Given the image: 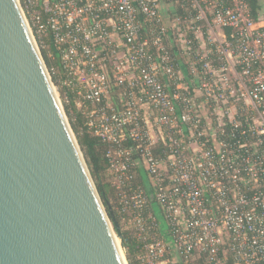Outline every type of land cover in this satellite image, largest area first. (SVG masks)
I'll return each instance as SVG.
<instances>
[{"label":"built area","instance_id":"built-area-1","mask_svg":"<svg viewBox=\"0 0 264 264\" xmlns=\"http://www.w3.org/2000/svg\"><path fill=\"white\" fill-rule=\"evenodd\" d=\"M165 1L16 0L60 105L107 145L135 263L264 264V27L247 0Z\"/></svg>","mask_w":264,"mask_h":264},{"label":"water","instance_id":"water-1","mask_svg":"<svg viewBox=\"0 0 264 264\" xmlns=\"http://www.w3.org/2000/svg\"><path fill=\"white\" fill-rule=\"evenodd\" d=\"M121 251L20 8L0 0V264H126Z\"/></svg>","mask_w":264,"mask_h":264},{"label":"trees","instance_id":"trees-1","mask_svg":"<svg viewBox=\"0 0 264 264\" xmlns=\"http://www.w3.org/2000/svg\"><path fill=\"white\" fill-rule=\"evenodd\" d=\"M175 2V0H167L164 2L165 8L168 9V13L172 16L181 13V10L179 9V7H177ZM247 3L249 5L252 19L258 22V13L260 10L258 0H247ZM171 52L176 55L177 61L180 62L182 66V62L184 59L180 58V56L177 55L178 51L176 50V48L173 47L171 49ZM43 59L48 69H51L58 65L57 58L50 61L47 60V58L43 55ZM64 111L69 120L72 132L83 153L91 178L95 184L103 206L106 209L108 217L112 223L116 222L118 224L120 218L114 210L115 189L109 181H107V183L105 182V179L107 180L108 176V159L106 157L107 145L87 132L86 127L83 124V120L81 119L80 115L76 112L74 107L64 105ZM120 233L127 264H136L133 259V237L128 231L122 232L120 230Z\"/></svg>","mask_w":264,"mask_h":264},{"label":"crops","instance_id":"crops-1","mask_svg":"<svg viewBox=\"0 0 264 264\" xmlns=\"http://www.w3.org/2000/svg\"><path fill=\"white\" fill-rule=\"evenodd\" d=\"M259 5H260V10H259V25L264 27V0H258ZM223 32L221 30H213V37L217 38L218 40H220L222 38ZM207 36H208V31L204 30V38L205 41H207Z\"/></svg>","mask_w":264,"mask_h":264},{"label":"rangeland","instance_id":"rangeland-1","mask_svg":"<svg viewBox=\"0 0 264 264\" xmlns=\"http://www.w3.org/2000/svg\"><path fill=\"white\" fill-rule=\"evenodd\" d=\"M46 67H47V66H46ZM61 107H62L63 112H64V114H65L64 106L61 105ZM65 116H66V114H65ZM66 118H67V116H66ZM67 120H68V118H67ZM68 122H69V120H68ZM69 124H70V123H69ZM108 180H109V178H107V180L105 179V182L107 183ZM111 202H112V201H111ZM157 209H158V207H157L156 205H154V210L157 211ZM156 214H157L158 219L161 221V217L159 216L158 212H156ZM118 225H119V228H120V230H121L122 232H126V231H127L126 228L122 225V223H121L120 221H119ZM117 243L120 244L119 239H117ZM121 252H122V254H124L123 251H121ZM126 264H127V261H126Z\"/></svg>","mask_w":264,"mask_h":264},{"label":"bare ground","instance_id":"bare-ground-1","mask_svg":"<svg viewBox=\"0 0 264 264\" xmlns=\"http://www.w3.org/2000/svg\"><path fill=\"white\" fill-rule=\"evenodd\" d=\"M118 244V243H117Z\"/></svg>","mask_w":264,"mask_h":264}]
</instances>
